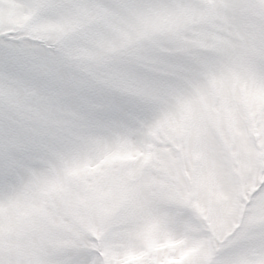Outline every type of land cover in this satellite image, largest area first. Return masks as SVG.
Here are the masks:
<instances>
[{
	"label": "snow or ice",
	"instance_id": "1",
	"mask_svg": "<svg viewBox=\"0 0 264 264\" xmlns=\"http://www.w3.org/2000/svg\"><path fill=\"white\" fill-rule=\"evenodd\" d=\"M0 264H264V0H0Z\"/></svg>",
	"mask_w": 264,
	"mask_h": 264
}]
</instances>
